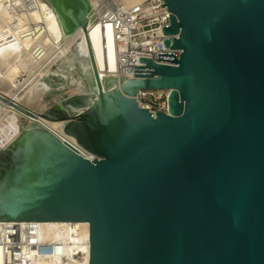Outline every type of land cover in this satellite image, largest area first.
Here are the masks:
<instances>
[{
    "label": "water",
    "instance_id": "1",
    "mask_svg": "<svg viewBox=\"0 0 264 264\" xmlns=\"http://www.w3.org/2000/svg\"><path fill=\"white\" fill-rule=\"evenodd\" d=\"M44 1L62 41L84 34L88 64L66 72L90 94L63 96L50 74L43 99H57L36 115L95 159L23 121L0 149V222H85L88 264H264V0H161L178 59L103 82L89 0ZM139 90H168L167 113L140 108Z\"/></svg>",
    "mask_w": 264,
    "mask_h": 264
},
{
    "label": "bare ground",
    "instance_id": "2",
    "mask_svg": "<svg viewBox=\"0 0 264 264\" xmlns=\"http://www.w3.org/2000/svg\"><path fill=\"white\" fill-rule=\"evenodd\" d=\"M10 1L7 0V2ZM13 1L15 2L16 0ZM32 1L35 4L34 9L27 13L18 12L14 15L10 12V5L6 4L5 0H0V96L12 101L16 106H11L0 99V148L6 146L18 135L23 121H36L57 136L63 137L59 128V124L61 123L49 122L36 115L46 108H43L41 103L45 93L49 90V86L44 79L50 75L47 73H50L49 71L55 65L53 64L55 61L53 62L49 58L53 54H56L58 59L62 58L69 50L75 49L83 59L80 61L87 63L85 59L87 56V46L82 30L79 29L62 41L42 8L44 7L50 14L54 15L51 7L44 0ZM120 1L124 5L130 6L142 0ZM89 2L92 9L100 15V12L97 11L99 0H89ZM21 30H25L24 32L26 33L21 35ZM86 34L91 56L101 82L106 79H118L120 76H124L121 74L116 62V46L111 27L109 25L100 27L89 23ZM36 45L41 46L45 51L40 60H36L32 54L33 48ZM91 75L93 78L92 72ZM16 77H23V79L21 82L14 81ZM81 82L83 81L81 80ZM64 85L59 84L57 89L62 90ZM80 91L79 88H74L69 90V94H90L88 89L83 94ZM96 100L97 97L95 98ZM95 101L86 106L93 105ZM19 108L28 110L35 116L29 117L21 112ZM0 223L8 224L11 222ZM31 223L40 228L41 240L59 242L63 244L66 252L78 241L77 238L68 236L59 229L67 227L69 222ZM73 224L87 228V223L85 222ZM83 236L88 239V232H84ZM21 255L22 258L27 257V259H30V264H60L62 262L58 258H50L49 260L38 259L25 250H23ZM68 260L74 259L69 256ZM86 260H88V257Z\"/></svg>",
    "mask_w": 264,
    "mask_h": 264
},
{
    "label": "built area",
    "instance_id": "3",
    "mask_svg": "<svg viewBox=\"0 0 264 264\" xmlns=\"http://www.w3.org/2000/svg\"><path fill=\"white\" fill-rule=\"evenodd\" d=\"M5 1L10 5V12L14 15L18 12L27 13L35 8L32 0ZM97 11L100 15L92 9L87 28L89 23L100 27L106 25L111 27L116 46V62L121 74L126 78L134 76V66H139V58L169 65V63L157 62L158 52H175L178 59L179 50L166 49L163 45L165 38H170L162 33V29L168 26L169 12L161 0H142L130 6L124 5L120 0H99ZM24 31L21 30V35L26 33ZM32 54L36 60H40L45 51L41 46L36 45ZM55 57L56 54H53L49 58L55 61L53 64H58L63 59V57L59 59ZM168 95V90H139L135 99L138 106L147 109L154 118L156 112L167 113ZM62 136L57 137L76 150L80 156L89 161L95 159L93 155L81 149L72 138L64 134ZM59 229L78 240L68 252L59 242L41 240V230L34 223H0V264H30V259L22 258L23 250L38 259L58 258L62 261L60 264H88L86 258L89 259V240L83 236L84 232H88V224L85 228L69 223L67 227ZM69 256L74 260H68Z\"/></svg>",
    "mask_w": 264,
    "mask_h": 264
},
{
    "label": "rangeland",
    "instance_id": "4",
    "mask_svg": "<svg viewBox=\"0 0 264 264\" xmlns=\"http://www.w3.org/2000/svg\"><path fill=\"white\" fill-rule=\"evenodd\" d=\"M70 58L75 63L83 64V62L80 61V60H83L82 57H81V55H79L75 49L74 50H71V51L69 50L68 53H66V55L63 56V59L58 64H55L53 66V67H56L57 70L55 72H51L52 70H50L49 71L50 73H47V74H56V73H58L61 77L64 78L66 84L62 88L61 95H63V96H70L71 94H69V90L74 89V88H79L81 90L80 93H82V94H83V92L87 91L85 84L83 82H81V80H79L80 78L75 73L66 72L68 60ZM22 79H23V77H16L14 79V81L21 82ZM56 99H57L56 96H50L49 98L42 99L41 100V103L43 105V108H45V107L47 108V106L50 103L55 102ZM24 100H26V99H24Z\"/></svg>",
    "mask_w": 264,
    "mask_h": 264
}]
</instances>
